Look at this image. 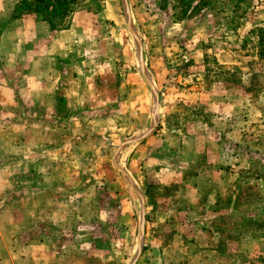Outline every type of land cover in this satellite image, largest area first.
Instances as JSON below:
<instances>
[{
  "label": "rangeland",
  "instance_id": "obj_1",
  "mask_svg": "<svg viewBox=\"0 0 264 264\" xmlns=\"http://www.w3.org/2000/svg\"><path fill=\"white\" fill-rule=\"evenodd\" d=\"M19 1L0 264H264V0H79L56 29Z\"/></svg>",
  "mask_w": 264,
  "mask_h": 264
},
{
  "label": "trees",
  "instance_id": "obj_2",
  "mask_svg": "<svg viewBox=\"0 0 264 264\" xmlns=\"http://www.w3.org/2000/svg\"><path fill=\"white\" fill-rule=\"evenodd\" d=\"M79 0H20L18 10L21 11L16 17H21L23 14H36L42 20L48 21L54 29L57 28L56 23L59 24L68 22L71 14L74 12V5ZM260 31L264 32V29ZM264 40V38L262 37ZM262 41V40H261ZM263 42V41H262ZM264 49H261L263 54Z\"/></svg>",
  "mask_w": 264,
  "mask_h": 264
}]
</instances>
